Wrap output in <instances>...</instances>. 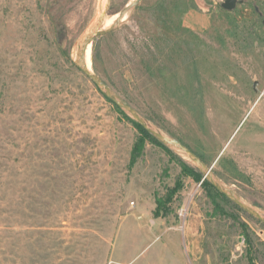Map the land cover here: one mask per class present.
Masks as SVG:
<instances>
[{
	"label": "rangeland",
	"instance_id": "374dc122",
	"mask_svg": "<svg viewBox=\"0 0 264 264\" xmlns=\"http://www.w3.org/2000/svg\"><path fill=\"white\" fill-rule=\"evenodd\" d=\"M48 1L0 0V264H264V224L163 150L129 167L136 130L75 63L100 0H62L60 34ZM133 1L110 0L101 29ZM185 1L140 0L101 36L96 76L264 213V0Z\"/></svg>",
	"mask_w": 264,
	"mask_h": 264
},
{
	"label": "water",
	"instance_id": "95a60500",
	"mask_svg": "<svg viewBox=\"0 0 264 264\" xmlns=\"http://www.w3.org/2000/svg\"><path fill=\"white\" fill-rule=\"evenodd\" d=\"M140 0H134L130 5L126 6L119 14L116 21L108 28L101 29V25L107 9L109 8L110 0H104V8L96 17L94 23L89 27L87 32L81 37L78 47L77 56L75 57V63L78 70L93 83V85L113 104H115L122 112H124L132 121L140 125L144 130L150 133L154 138L159 140L167 148L174 151L176 154L183 157L189 162V164L195 167L203 175V180L206 179L219 193L224 195L234 205H236L242 212L248 216L256 219L264 224V213L248 205L236 194L230 192L216 177H214L210 169H207L204 164L186 147L174 141L170 137L166 136L156 128H154L148 121L140 116L130 105L124 100L118 97L100 78H98L90 69L86 68V50L91 46L92 42L117 27L127 12L134 9ZM236 0H225L222 4V8L230 11L236 5Z\"/></svg>",
	"mask_w": 264,
	"mask_h": 264
},
{
	"label": "trees",
	"instance_id": "16d2710c",
	"mask_svg": "<svg viewBox=\"0 0 264 264\" xmlns=\"http://www.w3.org/2000/svg\"><path fill=\"white\" fill-rule=\"evenodd\" d=\"M195 5L193 4L192 0L185 1V9L186 10H195ZM46 16L50 22V25L52 27V30L54 33L60 34L61 32H64L65 24H64V15L66 13L64 9V5L62 0H49L47 3V9H46ZM102 37H98L95 39L91 44V56L93 61V73L97 75V69L95 67L96 60L98 55V42L100 41ZM66 58L69 57L68 50L63 51ZM95 89L101 94V96L114 108V110L117 112L118 115L122 117L123 120L128 122L137 132L136 139L132 145L131 151H130V159H129V167H133L138 160L142 157L144 153V149L146 144H151L155 147L160 148L163 150L172 160H174L181 169V174L183 176H186L188 178H191L196 183H199L200 187L204 190L206 193V196L213 202L215 205V199L223 200L226 202H229L234 207L238 208L236 205H234L230 200H228L224 195L219 193L206 179L203 180V175L200 173L199 170H197L195 167L191 166L187 162H185L180 156L176 155L173 151H171L169 148H167L164 144H162L159 140L154 138L150 133H148L146 130H144L140 125L132 121L124 112H122L115 104H113L109 99H107L96 87ZM116 95H119V92H115V90H112ZM118 93V94H117ZM119 97L124 100L128 105H130L133 109L137 110L124 96ZM145 120L150 121L148 118H145ZM179 192V187L175 185L172 189L167 191V193L163 197H157L155 198V210L153 212L155 218L166 216L169 212V204L172 201V198L175 194ZM258 208H261V206L252 204ZM218 207V206H217ZM218 209V208H217ZM262 209V208H261ZM246 235V234H245ZM246 240L249 243V237L246 235ZM249 264H253L252 257L248 258Z\"/></svg>",
	"mask_w": 264,
	"mask_h": 264
},
{
	"label": "bare ground",
	"instance_id": "6f19581e",
	"mask_svg": "<svg viewBox=\"0 0 264 264\" xmlns=\"http://www.w3.org/2000/svg\"><path fill=\"white\" fill-rule=\"evenodd\" d=\"M103 8H104V0H100L99 11H97V13L99 14ZM77 52L78 51H77V48H76V50L74 51V57L77 56ZM89 57H90V47H88L87 50H86L85 65H86V68L91 69V68H89V66H90V60H91V59H89Z\"/></svg>",
	"mask_w": 264,
	"mask_h": 264
}]
</instances>
